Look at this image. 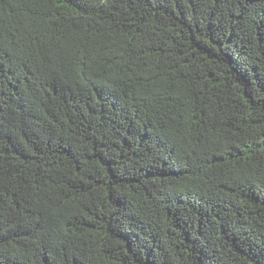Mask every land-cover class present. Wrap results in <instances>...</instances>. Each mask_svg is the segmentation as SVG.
<instances>
[{
  "label": "trees",
  "instance_id": "obj_1",
  "mask_svg": "<svg viewBox=\"0 0 264 264\" xmlns=\"http://www.w3.org/2000/svg\"><path fill=\"white\" fill-rule=\"evenodd\" d=\"M0 264H264V0H0Z\"/></svg>",
  "mask_w": 264,
  "mask_h": 264
}]
</instances>
